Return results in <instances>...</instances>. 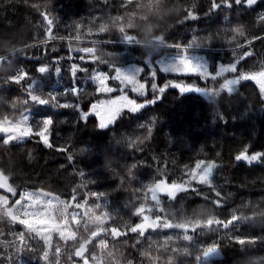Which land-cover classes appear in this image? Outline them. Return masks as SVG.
<instances>
[{"label":"trees","instance_id":"trees-1","mask_svg":"<svg viewBox=\"0 0 264 264\" xmlns=\"http://www.w3.org/2000/svg\"><path fill=\"white\" fill-rule=\"evenodd\" d=\"M212 3L0 0V121L24 117L27 122L30 117L35 129L42 118L54 120L52 148L35 135L8 144L0 140V174L8 177L7 183L18 193L42 190L65 201L73 195L78 200L87 197L89 214L87 218L80 211V220H69V235L53 232L51 242H45L0 206V264H72V259L79 260L73 255L75 245L94 233L98 236L91 243L92 264L125 260L130 264H264V161L247 164L234 159L248 146L249 153L264 152V95L259 86L251 80L240 81L236 73L230 77L239 82L229 85V91L224 77L205 82L195 74L158 72V85L188 84L209 92L210 97L196 91L181 94L172 87L160 95L150 87L151 68L159 67L156 59L188 45V52L211 60L214 72L219 63L228 65L246 53L251 55L240 62V71L264 68V39H259L264 37V22L258 19L264 14V0L251 8L233 3L230 9L222 5L212 10ZM190 11L198 18L189 19ZM44 12L52 25L43 19ZM51 26L54 40L48 37ZM177 44L181 49L173 47ZM74 63L87 71L73 77ZM130 64L144 66L140 78L148 82L147 96L139 98L160 95L138 113L124 110L101 128L96 113L85 123L74 109L51 101L50 93L59 103H81L87 110L90 104L116 97L121 94L119 79L108 81V89L98 90L92 77L117 76L114 68ZM42 65L50 67L47 74L37 71ZM27 69L28 80L10 82ZM75 85L79 100L70 92ZM65 92L69 94L61 95ZM29 93L48 99L49 105L33 102ZM130 94L137 92L130 90ZM200 161L218 165L210 184L199 182L206 165L195 169L196 179L189 175ZM164 179L189 190L164 195L157 204L148 188ZM193 187L199 194L190 190ZM213 189L220 192L222 206L214 203ZM140 208L146 211L137 215ZM145 212L161 217L157 227L141 224ZM232 217L236 220L223 227ZM209 219L220 223L209 225ZM169 222L171 227L166 226ZM179 224L194 230L185 233L177 228ZM136 225L142 227L133 232ZM21 233L22 251L18 250ZM238 238L246 242L237 243ZM101 239L107 241L102 250ZM209 249L220 258L209 259Z\"/></svg>","mask_w":264,"mask_h":264},{"label":"snow or ice","instance_id":"snow-or-ice-1","mask_svg":"<svg viewBox=\"0 0 264 264\" xmlns=\"http://www.w3.org/2000/svg\"><path fill=\"white\" fill-rule=\"evenodd\" d=\"M233 3L235 5H244L248 8L253 7L258 3V0H220V2H217V0H213V3L211 5L212 10H216L221 8L223 5L226 8H232ZM188 18L195 20L197 19V15L195 14L194 11H190L188 14ZM43 19L49 24L52 25L53 21L48 17L47 12L43 13ZM258 19L261 22H264V14H261ZM53 28L49 29V35L51 36V40H54L55 37L53 35ZM129 40H131V37H128ZM259 39H264V37H259ZM252 42H249V45H251ZM173 47L177 49H181V45H173ZM191 47V45H188L187 47H183L181 53L175 58V60L168 62V63H163V62H158L159 67L157 68L155 65L152 66L150 75L152 78V83L150 85L151 90L154 93H159L162 95L163 93L166 92V90L169 87L172 88H177L179 89V92L181 94L188 93L190 91H196L199 94L202 95H207V93L199 88H195L191 85L188 84H178L174 83L172 81H167L163 85H158L155 80L157 77L158 72H163V73H182V74H195L198 77H201L205 82H208L209 80H213L216 78L218 74H223L227 72H232L236 73L237 76H239L240 81H245V80H251L254 81L258 86L259 90L262 95H264V68H260L259 71H254V72H243L240 71L238 68V65L240 62L245 59V57L250 56L251 53H246L245 56L236 59L234 62L230 63L228 66H225L223 64L219 65L218 72L216 71L215 73L209 72L208 68V62L203 58V57H192L190 56L188 49ZM83 52H87L88 49H83ZM82 59V57H81ZM93 62V61H90ZM50 70V67L48 65H42L39 66L37 71L41 74H47L48 71ZM56 72L59 73L61 69L57 67ZM186 70V71H185ZM70 71L73 74V77H75L76 73L78 71H87V69L81 67L80 65L77 64H72ZM114 72H119L120 70L118 68L113 69ZM138 71L142 73L144 71V66H141ZM119 77L117 76H112V75H107L106 78L101 77V76H94L92 77L93 82L96 84L98 90L99 89H108V81L112 79H118ZM29 79V74L26 71L21 70L18 75H14L13 77L10 78V82L15 83V84H21L22 81L28 80ZM127 83L133 84V83H139L141 88L143 89L142 91L138 92L137 95L140 96H147V85L148 82L144 81H136L134 76L129 75L128 77L125 78ZM123 82V81H122ZM237 80H230L225 84V87L228 88L229 91L232 89L229 87V85H234L237 84ZM135 90V89H133ZM71 95L75 96L77 100H79L80 97V90L76 87H73L71 90ZM69 92L62 93L61 95H68ZM51 96V101L54 103L55 106H58L60 108H72L76 112H78L80 116V120L83 122H87L88 118L90 115L95 114L96 112L99 111V108L95 104H90V107L85 110L82 106L81 103H71V102H65V103H59L57 101V96L53 94H49ZM160 95H154V97L149 100L145 99L143 103H137L134 100H131L130 98H123L124 103L121 104L120 102H117L113 100L111 104L107 105L108 111L115 112L119 111L121 114H123L124 110H127L130 113H138L141 111L143 108H145L148 105H152L157 102V100L160 98ZM29 98L41 105V106H46L49 105V100L45 99L44 97L40 95H34L29 93ZM118 118V117H117ZM109 122L104 121L99 124L101 128L108 126ZM54 126V120L51 117H46L42 118L40 123L35 127V129L31 126L30 123V117L27 118V126H21V125H12L9 121H0V140H2L5 144H8L12 142L13 140H19L22 141L25 137H31L35 135L36 137L39 138V142H42L46 147L52 148L53 145L50 142V130ZM143 127V125H142ZM152 128L148 127L149 133H151ZM23 131V135H16L13 136L11 135L14 132H19ZM249 147H245L243 150L238 152V154L235 155L234 159L236 161H244L247 164H252L254 162L258 161H264V152H256V153H249ZM61 151H64V149H61ZM71 159V157H69ZM201 165H206L204 168V174L199 178V182L203 184H210L211 183V176L213 175V171L215 168L218 167L216 162L211 161V162H205V161H200L195 164V166L190 169L189 175L192 177V179H196V174H195V169H198L201 167ZM2 179L4 181L8 180L7 176H3ZM169 184V182L164 179L162 180L156 187L157 188H164ZM172 187L176 190L179 191H187L189 189H186L183 184L180 185H172ZM7 188V190H6ZM0 190H3L7 194H11V197L14 198L12 200L15 201V204L13 207L16 208L18 213H22L25 219H18L17 216L12 215L11 212H8L7 214L9 217L13 220H18L20 224L25 226L26 231L30 233H34L36 238L42 239L45 242L49 239L47 232L50 230L58 229L60 227V224L53 219L51 216V210L53 208V205H64L65 201L58 199L55 195L50 194V193H43V192H17V189L13 188L10 186V184H7L6 187H0ZM193 192H196L199 194V190L195 187L190 189ZM215 191V189H213ZM7 194H0V196H7ZM93 196L99 197L100 193H93ZM174 196V192L172 193ZM18 196V198H16ZM215 196L216 199L214 203H216L217 206H222V198L221 194L219 191H215ZM10 198V197H9ZM207 198V197H205ZM153 199L154 201L159 204V199L156 195L155 189H153ZM73 209H77L80 207V203L78 198L73 195L71 200L69 201ZM146 210L138 209L137 210V215H141L142 212ZM73 219H75V215H73ZM144 219H147V216H144ZM236 220V217L230 218L228 221L223 222V227L228 228L230 224H232ZM212 220L209 219L207 222L209 225L212 224ZM197 224L200 222L197 221ZM217 223H220V221H217ZM167 227H171V225H166ZM137 227H141L140 225H136L132 227V231L135 232L137 230ZM180 227H188L187 225H180ZM114 232H116V229H113ZM19 239L21 241V248L18 249L20 251L23 250L24 248V235L23 233L20 234ZM237 243L244 244L246 241L243 238H238ZM79 256L80 254L77 253ZM84 264H87L86 261H84Z\"/></svg>","mask_w":264,"mask_h":264},{"label":"rangeland","instance_id":"rangeland-1","mask_svg":"<svg viewBox=\"0 0 264 264\" xmlns=\"http://www.w3.org/2000/svg\"><path fill=\"white\" fill-rule=\"evenodd\" d=\"M180 53L181 52H167V53H164L161 57H159L158 59H156V63L158 64V62H163V63L171 62V61L175 60V58ZM189 54L192 57H197V56L203 57L208 62V65H209L208 71L209 72H212V73H215L211 69L212 68L211 67L212 66L211 65V60L208 59V58H206L204 54L195 53V52H189ZM219 65H221V63H219L217 65V70H216L217 72L219 71L218 70ZM228 65L225 64V66H228ZM141 66L142 65H139V64H130V65H126V66H120L118 68L120 71L117 72V77H119L118 79L120 81L121 94H119L116 97H109L107 99L101 100L100 102H97L95 104L99 108V111L96 112V114L98 115V117H99V119H100L101 122L108 121L109 124H110L119 115V113H120L119 111L111 112V111H108V109H107V105L111 104V102L113 100H115V101L120 102L121 104H123L124 103V100H122V97H123V98H130L131 100H134L137 103H143L144 102L145 99L144 98L140 99L139 98L140 95L132 96L130 94V90L131 91H134L135 93L136 92L138 93V92L142 91L143 89L141 88L140 84L138 82L137 83H133V84H129L125 80L126 77H128L129 75H131V76H134L135 77V80L136 81L144 82L140 78V75L143 72L140 73L138 71V69ZM26 72L28 74L31 73L29 69H27ZM230 73H232V72L218 74L216 76V78L224 77V83L227 84L228 81L233 80L232 77H230V76H232V75H230ZM179 74L180 75H185V74H182V73H179ZM237 81L239 82V79H237ZM193 87L198 88L196 86H193ZM77 88H79L78 85H77ZM133 89H135V90H133ZM205 92L207 93L206 96L207 97H210V93L207 92V91H205ZM9 122L12 125H21V126H24V127L27 126V122L25 121V118L24 117H19L16 120L9 121ZM11 135H13V136L21 135L22 136L23 135V131L14 132ZM25 191H28V192H43V193H49V192H45V191H42V190H24L22 192H25ZM0 194H4V193L0 192ZM9 197H7V196H0V206H5L6 212L7 213L8 212H11L12 215L17 216L18 219H25L26 217H24L22 213H18L17 210H16V208L13 207V205L15 204V201L12 200V202H11V198H12L11 195ZM16 198H18V196ZM57 198L60 199L59 197H57ZM60 200H62V199H60ZM79 203H80V207L77 208V209H73V207L71 206V204L69 203V201H65V204L64 205H55V204L53 205V208H52L50 214L53 217V219H55L60 224V227L58 229L50 230V231L47 232V235L49 237V239L47 241L51 242L53 232H57V233H59L60 236H64V237H66V233H68V235H69L70 234V232H69V229H70V221L69 220L70 219H72V221H78V220H80V211H82L84 213V215L87 218H89V214H88V212L86 210L87 197L83 201L82 200H79ZM73 215H75V219H73ZM15 221L18 222V220H15ZM87 222L88 221H86L85 224ZM141 224H143V222H141ZM24 229H25V226H24ZM82 240H80L79 243H77L75 246H77L78 244H80ZM106 244H107V241L105 239H101V240L98 241V247L101 250H102V248H105L106 247ZM209 251H211V250L209 249L206 253H208ZM93 254L94 253H92L91 255H87L83 260H78V261L75 260L74 261L72 259V264H84V261H86L87 264H92L94 262ZM70 259H71V257H70ZM205 264H211V263L210 262H206Z\"/></svg>","mask_w":264,"mask_h":264},{"label":"water","instance_id":"water-1","mask_svg":"<svg viewBox=\"0 0 264 264\" xmlns=\"http://www.w3.org/2000/svg\"><path fill=\"white\" fill-rule=\"evenodd\" d=\"M51 28H53V26H51ZM51 28H50V29H51ZM52 31H53V29H52ZM48 37H51V36L49 35V31H48ZM1 62H2V61H1ZM2 177H3V175L0 174V187H6V185H7V181H4V180L2 179ZM159 183H160V182H159ZM159 183H156L155 185H152L151 187L148 188V191H150V192H153V189H155V192H156V195H157L158 199H159V195H158V194H160V193L168 194V191H169V190H172V191L175 190V189L172 187V185H167L166 187H164V188H162V189H161V188H157L156 186H157ZM6 190H7V188H6ZM0 191H3V190H0ZM140 209L144 210V208H140ZM159 221H160V218H158V220H157V224H158ZM212 221H213V222H212L211 225H215V224H217V221H219V220H212ZM169 224L171 225L172 223L169 222L168 225H169ZM180 225H185V224H179V225L177 226V228H178L180 231H183V232H185V233L194 230V227H192V226H190V225H187L188 227H180ZM153 227H155V226H153ZM137 230H139V227H137ZM97 235H98L97 233H96V234H93L89 239L83 241L79 246H77L76 249H75V251H74V255H75L77 258L82 259V258L84 257V255L88 252L90 243L92 242L93 239H95V238L97 237ZM77 253H79L80 255L78 256ZM207 255H208L209 259H212V260H215V259H219V258H220L219 253H218L217 251H215V250L209 251Z\"/></svg>","mask_w":264,"mask_h":264},{"label":"flooded vegetation","instance_id":"flooded-vegetation-1","mask_svg":"<svg viewBox=\"0 0 264 264\" xmlns=\"http://www.w3.org/2000/svg\"><path fill=\"white\" fill-rule=\"evenodd\" d=\"M173 192H176V191H172V190H169L168 191V194L169 195H172V193ZM164 195H167V194H159V200H161V198L164 196ZM144 216H147V219H144L143 220V223L144 224H147V225H149V226H156V225H158L157 224V220H158V218H160V216H158V215H153V214H151V213H148V212H145V213H143V218H144ZM161 221V220H160ZM80 245V244H79ZM78 246V245H77ZM77 246H75L74 247V251H75V249H76V247ZM94 249V248H93ZM90 250H91V246L89 247V250H88V253L90 252ZM74 251H73V254H74ZM90 254H91V252H90ZM75 256V255H74ZM87 256V254L84 256V258ZM76 257V256H75ZM77 258V257H76ZM77 259H79V258H77ZM83 259V258H82ZM122 264V263H121ZM123 264H130L129 262H127L126 260H125V262L123 263Z\"/></svg>","mask_w":264,"mask_h":264},{"label":"bare ground","instance_id":"bare-ground-1","mask_svg":"<svg viewBox=\"0 0 264 264\" xmlns=\"http://www.w3.org/2000/svg\"><path fill=\"white\" fill-rule=\"evenodd\" d=\"M234 49H237V47H236V48H234ZM216 50H218V51H223V49H216Z\"/></svg>","mask_w":264,"mask_h":264}]
</instances>
